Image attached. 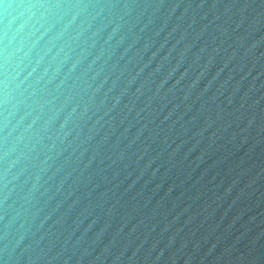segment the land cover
I'll list each match as a JSON object with an SVG mask.
<instances>
[{"label":"water","instance_id":"water-1","mask_svg":"<svg viewBox=\"0 0 264 264\" xmlns=\"http://www.w3.org/2000/svg\"><path fill=\"white\" fill-rule=\"evenodd\" d=\"M0 264H264V0H0Z\"/></svg>","mask_w":264,"mask_h":264}]
</instances>
